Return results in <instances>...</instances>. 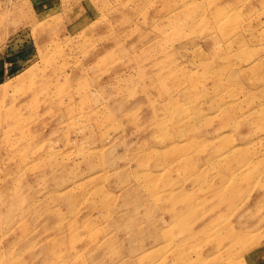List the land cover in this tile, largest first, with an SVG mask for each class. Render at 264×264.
I'll return each instance as SVG.
<instances>
[{
  "label": "rangeland",
  "instance_id": "1",
  "mask_svg": "<svg viewBox=\"0 0 264 264\" xmlns=\"http://www.w3.org/2000/svg\"><path fill=\"white\" fill-rule=\"evenodd\" d=\"M0 264H264V0H0Z\"/></svg>",
  "mask_w": 264,
  "mask_h": 264
},
{
  "label": "bare ground",
  "instance_id": "2",
  "mask_svg": "<svg viewBox=\"0 0 264 264\" xmlns=\"http://www.w3.org/2000/svg\"><path fill=\"white\" fill-rule=\"evenodd\" d=\"M188 237H189V239H193V238H194L193 235H189ZM218 244H219V243H218Z\"/></svg>",
  "mask_w": 264,
  "mask_h": 264
}]
</instances>
